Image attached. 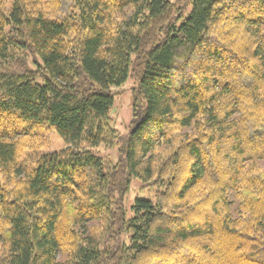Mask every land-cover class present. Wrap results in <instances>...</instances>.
<instances>
[{
  "label": "trees",
  "instance_id": "trees-1",
  "mask_svg": "<svg viewBox=\"0 0 264 264\" xmlns=\"http://www.w3.org/2000/svg\"><path fill=\"white\" fill-rule=\"evenodd\" d=\"M0 264H264V0H0Z\"/></svg>",
  "mask_w": 264,
  "mask_h": 264
},
{
  "label": "rangeland",
  "instance_id": "rangeland-1",
  "mask_svg": "<svg viewBox=\"0 0 264 264\" xmlns=\"http://www.w3.org/2000/svg\"><path fill=\"white\" fill-rule=\"evenodd\" d=\"M128 86L123 89V91H121L119 93V105L117 106V108L114 111V116L116 117L117 120V125L119 126V128L121 129V131L125 132L127 131V127L129 126V122L131 119V107H130V97L129 94L126 93V91L128 90ZM53 147H61V142L60 140L54 139L53 141ZM109 154V153H107ZM137 189L134 188V190H132L131 192V196H129V201L132 202L133 198L136 196L137 193Z\"/></svg>",
  "mask_w": 264,
  "mask_h": 264
}]
</instances>
